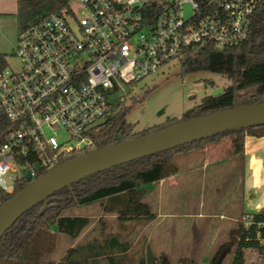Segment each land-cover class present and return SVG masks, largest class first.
I'll return each instance as SVG.
<instances>
[{"label":"built area","instance_id":"2783aa9c","mask_svg":"<svg viewBox=\"0 0 264 264\" xmlns=\"http://www.w3.org/2000/svg\"><path fill=\"white\" fill-rule=\"evenodd\" d=\"M262 3L69 0L19 30L18 65L0 68V189L12 193L28 172L36 179L92 149L108 117L140 100L138 83L168 62L247 41ZM241 221L264 229V216Z\"/></svg>","mask_w":264,"mask_h":264},{"label":"trees","instance_id":"16d2710c","mask_svg":"<svg viewBox=\"0 0 264 264\" xmlns=\"http://www.w3.org/2000/svg\"><path fill=\"white\" fill-rule=\"evenodd\" d=\"M68 2L69 0H17L19 30L39 18L62 12L68 7ZM6 64V55L0 53V68ZM181 64L184 73L198 70L220 72L231 80V84L222 93L203 98L200 104L187 110L181 118L168 117L164 123L140 132L135 131L134 123L127 121L131 107L122 106L108 117L104 126L94 135L92 149L70 154L63 162L183 120L264 102V0L253 18L247 41L232 47L215 48L209 45L196 52L190 51ZM246 134L262 135L264 125L227 130L206 139L135 159L89 175L54 192L46 201L24 213L0 238V264L12 261L14 264H125L123 260L116 261V251L126 253L130 244L121 242L111 234L104 237L102 242L94 239L87 245L71 246L59 260H52L51 255L55 251L59 235L76 238L90 223L87 216H67L64 212L77 205L105 199L109 201L105 209L109 212L117 209V218L120 220L148 222L155 215L144 200L149 190L147 185L178 172L175 162L177 153L187 154L208 143L230 137L231 143L226 155L242 156ZM28 183L18 182L12 193L0 189V207ZM251 214L257 222L264 216V209ZM54 225L56 231L53 232L51 227ZM249 248L264 253V229H259L256 223L246 227L240 218L237 227L230 233V239L218 247L208 264H224L227 255L231 256L230 264H246V250ZM140 264L173 263L167 255H156L148 248L147 256L140 260ZM180 264L198 263L192 258L184 257L180 259Z\"/></svg>","mask_w":264,"mask_h":264},{"label":"rangeland","instance_id":"374dc122","mask_svg":"<svg viewBox=\"0 0 264 264\" xmlns=\"http://www.w3.org/2000/svg\"><path fill=\"white\" fill-rule=\"evenodd\" d=\"M72 6L79 8L77 2ZM18 36L17 0H0V53L6 55L7 64L11 67L18 65L15 55ZM230 84L231 80L220 72L198 70L184 73L181 62L172 60L138 83L143 100L140 98L127 103L131 107L127 121L134 123L135 131L140 132L164 123L168 117L181 118L187 110L200 104L203 98L222 93ZM228 143L224 139L206 150L214 154L210 164L203 162L205 150H195L192 168L187 167L185 154L177 153L175 162L178 169L181 166L180 171L173 179L165 180L164 185L158 186L156 182L154 192L148 193L144 199L155 215L148 222L120 220L117 209L114 212L105 209L109 202L105 199L66 210L64 215L87 216L90 223L76 238L59 235L51 259L59 260L71 246L87 245L94 239L102 242L104 237L111 234L121 242L130 244L126 253L116 251L117 262L123 260L125 264H140L149 248L156 255H167L173 264H180V259L184 257L192 258L198 264H208L218 247L230 239L231 231L238 225L235 205L225 207L224 202L230 188L238 186L235 180L241 175L242 162L240 156L223 160L224 148ZM159 196L174 206L165 200L160 202ZM185 201L190 202L189 207L182 204ZM117 208L121 210L119 206ZM187 212L191 216H186ZM221 214L228 218L231 214L235 218L233 221L223 220ZM51 230L56 231V226H52ZM230 260L231 256L227 255L224 264H230ZM246 264H264V253L247 249Z\"/></svg>","mask_w":264,"mask_h":264},{"label":"water","instance_id":"95a60500","mask_svg":"<svg viewBox=\"0 0 264 264\" xmlns=\"http://www.w3.org/2000/svg\"><path fill=\"white\" fill-rule=\"evenodd\" d=\"M264 125V102L245 104L172 124L62 162L31 180L0 207V238L29 209L89 175L227 130ZM103 141L100 142L102 144Z\"/></svg>","mask_w":264,"mask_h":264},{"label":"crops","instance_id":"0c3cea01","mask_svg":"<svg viewBox=\"0 0 264 264\" xmlns=\"http://www.w3.org/2000/svg\"><path fill=\"white\" fill-rule=\"evenodd\" d=\"M225 139H227L229 143L224 148L225 159L223 160H228L230 157L226 155V150L230 146L231 138L227 137ZM220 141L208 143L204 145L203 147L195 149V150H205L206 154H205V158L203 161L205 164H210L212 159H214L213 157L214 154H212L211 152H206V150L208 151L212 149L211 146H213V144L219 143ZM244 143H245L244 153L242 156H240L241 162H242L241 164L242 171L237 181L235 180V183H238V186L237 187L234 186L233 188L232 187L230 188V191L225 197V202H224L225 207L227 205L229 206L235 205L234 207H236L237 209L235 213H238V218L236 220L237 223L239 222L241 218L240 216H242V214H244L245 212H249V213L260 212L261 210L264 209V134L262 135L246 134ZM195 150L184 155L185 158H187L185 161L187 164V167L192 168L194 165L193 161H195V157H194L193 152ZM180 169H181V166L178 172L180 171ZM174 175L161 179L156 184H158V186L164 185L165 180L173 179ZM154 184L155 183H151L147 185L149 187V190H148L149 194L154 192L153 190L155 189V186H157ZM159 199H160V202H163V200H165L168 203L172 204L170 201L166 199H161L160 196H159ZM182 204L188 207L190 206L189 201L188 202L185 201ZM185 215L191 216V214H189L188 212ZM220 217L223 218V220L228 219L232 221L235 218L231 214L229 215V218L223 214H221Z\"/></svg>","mask_w":264,"mask_h":264}]
</instances>
